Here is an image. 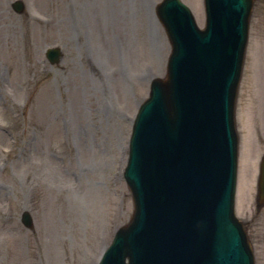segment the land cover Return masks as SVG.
I'll use <instances>...</instances> for the list:
<instances>
[{
    "label": "rangeland",
    "instance_id": "obj_1",
    "mask_svg": "<svg viewBox=\"0 0 264 264\" xmlns=\"http://www.w3.org/2000/svg\"><path fill=\"white\" fill-rule=\"evenodd\" d=\"M13 1L0 0V264H96L132 214L128 139L170 52L154 12L160 0H22V14ZM182 1L202 27V0ZM50 46L61 49L53 65L44 55ZM263 106L264 0H253L235 107V212L257 264ZM23 211L33 229L20 222Z\"/></svg>",
    "mask_w": 264,
    "mask_h": 264
},
{
    "label": "water",
    "instance_id": "obj_2",
    "mask_svg": "<svg viewBox=\"0 0 264 264\" xmlns=\"http://www.w3.org/2000/svg\"><path fill=\"white\" fill-rule=\"evenodd\" d=\"M207 1L209 26L203 32L194 29L177 0L162 5L168 36L178 50L166 79L152 82L150 98L133 129L124 173L136 205L132 222L118 230L100 264H126V258L128 264H252L232 213L236 156L232 113L251 0ZM213 1L229 20L231 36L227 33L222 41L214 34ZM13 7L19 12L22 3L16 1ZM182 43L187 51L179 49ZM47 57L56 62L58 49H49ZM192 108L198 112L192 113ZM157 159L165 164L171 160L186 182L183 190L170 168H162ZM208 196L214 211L200 213ZM258 197L264 202V156ZM22 221L31 224L27 212Z\"/></svg>",
    "mask_w": 264,
    "mask_h": 264
},
{
    "label": "bare ground",
    "instance_id": "obj_3",
    "mask_svg": "<svg viewBox=\"0 0 264 264\" xmlns=\"http://www.w3.org/2000/svg\"><path fill=\"white\" fill-rule=\"evenodd\" d=\"M148 15H149V12H148V10H146V9H144V17H142L143 18V22H144V27H146L147 28V24H148V20H150L149 19V17H148ZM69 30H70V32L72 33V31H71V28H70V25H69ZM76 32V31H75ZM246 90H248V89H250L251 90V87L249 86V85H246V88H245ZM246 95V94H245ZM245 109V108H244ZM258 112H264V106L263 107H261L260 108V111H258ZM263 217V216H262ZM262 219V220H261ZM257 220H261V222H259V224H260V230H261V234L262 235H264V218H258Z\"/></svg>",
    "mask_w": 264,
    "mask_h": 264
}]
</instances>
